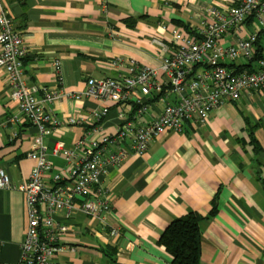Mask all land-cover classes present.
<instances>
[{
  "label": "crops",
  "instance_id": "crops-1",
  "mask_svg": "<svg viewBox=\"0 0 264 264\" xmlns=\"http://www.w3.org/2000/svg\"><path fill=\"white\" fill-rule=\"evenodd\" d=\"M0 1L21 36L23 76L35 99L58 120H81L48 129L47 159L58 171L65 166L50 154L53 144L61 141L72 149L95 126L111 133L116 112L111 102L90 97L48 104L45 93H82L89 78L124 79L131 60L157 68L164 52L154 40L169 46L172 31L196 32L207 21V8L226 14L238 0H106V12L99 0ZM262 4L264 15V0ZM252 29L259 30L263 52L264 27L256 16L245 21L240 34ZM229 37L221 43L226 45ZM54 61L60 64L58 74ZM146 103L144 120L149 121L163 102L147 98ZM102 108L109 111L97 124L92 115ZM19 118L0 69V169L13 185L25 182L34 167L28 154L36 130ZM246 119L254 126L256 149ZM93 191L108 202L112 227L79 210L69 218L56 213L55 223L67 232L60 236L53 264H173L158 245L161 233L187 213L206 216L214 199L215 215L200 224L198 264H264V93L225 103L203 123H187L181 132L156 137L141 156L129 154L119 165L107 167ZM26 223L24 196L0 190V264L18 261Z\"/></svg>",
  "mask_w": 264,
  "mask_h": 264
},
{
  "label": "built area",
  "instance_id": "built-area-1",
  "mask_svg": "<svg viewBox=\"0 0 264 264\" xmlns=\"http://www.w3.org/2000/svg\"><path fill=\"white\" fill-rule=\"evenodd\" d=\"M99 1L106 12V0ZM262 6V0H238L226 14L215 7L207 8V21L194 34L172 31L169 46L154 40L164 52L157 68L131 60L124 79L89 78L82 93H45L44 102L48 104L90 97L111 102L116 112V126L111 133L95 126L72 149L56 141L50 154L62 158L65 167L54 171L44 145L48 129L75 126L81 120H58L35 99L33 88L25 84L23 76L25 50L21 36L0 1V69L7 75L9 98L17 105L19 119L36 130L28 154L34 167L27 180L13 185L0 169V190H16L24 196L27 223L16 264H53L60 250V236L67 232L66 226L55 223L56 213L69 218L79 210L112 227L108 202L93 191L107 167L119 165L129 154L141 156L160 135L181 132L187 123H203L210 112L225 103L264 93V51L251 72L237 71L234 65H246L255 55L259 30L252 29L246 36L240 31L251 16H256L264 27ZM160 28L165 30L163 25ZM227 36L229 41L223 45ZM52 68L58 74L59 62L54 61ZM147 98L163 102L159 113L149 121L144 120ZM108 111L102 108L93 113L97 124ZM91 134L97 137L89 139ZM110 233L115 235L116 228H111Z\"/></svg>",
  "mask_w": 264,
  "mask_h": 264
},
{
  "label": "trees",
  "instance_id": "trees-1",
  "mask_svg": "<svg viewBox=\"0 0 264 264\" xmlns=\"http://www.w3.org/2000/svg\"><path fill=\"white\" fill-rule=\"evenodd\" d=\"M186 29V28H185ZM264 32V31H263ZM194 34V32L190 33ZM257 51V52H256ZM256 51L252 60L244 67H237V71L251 72L255 61L262 53L259 39L256 42ZM249 125L250 142L256 149L255 139L252 137L254 126L246 119ZM216 213V199L212 202L211 211L206 216L197 213H187L180 218L172 220L161 233L158 245L168 254L173 264H198L200 259V224Z\"/></svg>",
  "mask_w": 264,
  "mask_h": 264
}]
</instances>
